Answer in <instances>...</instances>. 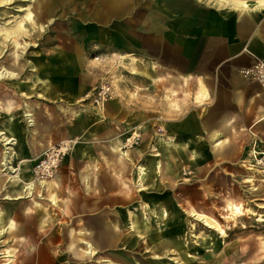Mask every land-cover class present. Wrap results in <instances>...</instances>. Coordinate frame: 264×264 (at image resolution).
I'll use <instances>...</instances> for the list:
<instances>
[{
    "label": "rangeland",
    "instance_id": "obj_1",
    "mask_svg": "<svg viewBox=\"0 0 264 264\" xmlns=\"http://www.w3.org/2000/svg\"><path fill=\"white\" fill-rule=\"evenodd\" d=\"M178 1L190 2V17L184 18L178 13L180 18L174 19L167 11L156 9V4L159 6L162 0H109L106 14L103 0H0V71L3 66L10 68L11 55H16L12 68L16 75L12 78L0 77V128L15 139L16 145L7 147L19 148L23 160H27L18 162L19 157L14 150L10 152L16 153L10 158L11 165L17 168L19 163L29 164L30 174L36 179L32 169L46 150L42 151L45 146L49 148L61 141H75L83 135L90 137L99 117L98 107L85 99L104 81L112 85V99L119 101L122 107L121 115L114 123L118 128L123 126L120 130L122 144L111 146L120 148L119 153L127 152L133 160V165L128 163L123 170L125 180L135 177L134 167L141 165L147 154L154 153L151 146L156 144L157 137H170L168 126L171 123L180 129L175 137L177 142L188 140L192 149L201 150L198 142L204 138L206 131L200 129V122L195 116H189V120L181 123L172 122L171 111L175 109L180 117L183 113L195 115L205 111L206 101L202 108L195 106L199 105L193 100L198 85L190 84L186 93L178 82L172 91L170 79L179 74L174 71L178 66L198 65L203 52L199 44L207 40L211 43L219 41V20L227 23L228 31L234 32L235 13L225 8L215 9L205 0L201 1L208 3ZM216 5H219L217 0ZM23 9L30 10V20L23 17ZM21 20L25 35L4 34L7 28ZM255 34L250 43L258 42L264 52V39ZM235 37L236 41H228L227 55L232 59L227 64L235 67L234 72L242 83L251 86L248 95L244 96L245 104L248 98L264 88L257 80L242 77L244 74L241 71L264 64V56L251 62L243 55L237 57L247 37ZM14 41L18 43L16 47ZM205 52L206 55L212 54L208 50ZM129 54L141 61L143 69L149 72L155 70L157 77L145 80L142 76L132 75L130 68L133 67L127 58ZM38 78L46 79L47 86L38 82ZM140 99L146 100L147 104H140ZM156 100H159L157 107ZM27 107L31 110L34 125H29V119L25 117ZM255 110L250 111V105L244 107L243 114H246L247 120L240 129L235 125L237 133L228 138L230 145L238 146V150L243 148L237 156L227 161L213 157L201 162L192 160L191 166L188 165L189 153H185L183 160L163 159L164 165L176 166L172 175L173 184L169 182V176H152L143 184L144 191L133 189L131 197L136 204L129 202L131 193L125 189L127 185L124 184L123 188L120 179L112 175L113 169L120 168L115 163L113 151L100 154L102 166L97 161H85L94 162L99 174L110 172L112 176L109 177L114 180V197L124 200V210H138L141 208L138 203L146 199L147 204L152 202V198L166 201L163 208L168 214L161 220L157 215L147 221L155 228L161 227L162 241L167 246L159 244L156 254L146 249V236L136 249L129 251L130 258L126 257L128 250L123 248L102 249L92 259L80 263L100 264L109 258L110 262L118 264L120 258H126V261L121 259L122 264H137V258L138 262L140 260L138 264H264V123L249 127L257 118L258 114H253ZM99 131L106 134L107 129L104 130L102 125ZM132 131L139 135V141L127 147L125 140ZM80 140L63 157L51 178L40 180L56 182L60 198L71 199L75 206L83 196L76 181L81 164L75 163L74 154ZM157 147L159 152L169 155L166 148L158 144ZM3 148L0 142V210L3 214L0 264L6 262L7 255L11 256L10 264H43L42 260L46 257L38 254V248L43 244L31 247L32 244L27 243V240L33 242L27 238L28 227L45 237V246L51 249L58 264H77L70 241L76 240L80 231L84 232L79 230L82 226L79 221L85 218L77 215L82 212L74 209L71 214H65L58 210L55 189L37 186L28 196V191H23L21 185L11 181L14 175L3 171ZM251 150L255 151L251 153ZM188 166L190 170H186ZM39 201L50 211L47 221L42 220L40 224L32 219V224L27 225L26 218L29 217L21 210L33 213L40 207ZM9 202L19 203L21 209L13 207V220L9 216L10 210H2L10 208ZM228 204L240 205L242 215L229 216ZM192 211L211 220L217 228L205 227L202 221L197 220L198 216L192 217ZM16 229L21 231L17 233ZM54 235L60 240L58 245L50 240ZM141 236L144 237V234ZM130 237L133 241L135 234ZM75 248L79 250L81 244Z\"/></svg>",
    "mask_w": 264,
    "mask_h": 264
},
{
    "label": "crops",
    "instance_id": "obj_2",
    "mask_svg": "<svg viewBox=\"0 0 264 264\" xmlns=\"http://www.w3.org/2000/svg\"><path fill=\"white\" fill-rule=\"evenodd\" d=\"M199 1L201 3L210 2V4L215 9L225 8L235 13V27L233 30L234 32H232L231 30L228 31L227 23L219 20V41L211 43L209 42V40H207V42L199 44L198 47H200V50L203 52L200 54L201 57L198 65H180L178 66L179 68L174 71L177 72V74H183L184 76H179V74L173 75L170 79L172 91L174 88H176L175 83L178 84V82L180 88L186 93H188L190 89V84L193 85L195 83L196 85H198V90L196 91V94H194L193 100L199 105L195 106H199L202 108L203 102L206 101L205 111L201 113H195V115L194 113H191L192 115L183 113V115L180 117V113L174 111L175 109L171 111L172 122L175 121L181 123L183 121H187V119L189 120V116L196 117V120L200 122V129L203 128L206 131V135L204 136V138H200L198 142V145H200L202 149L198 152L192 149V145H190V142L188 140L177 142L175 140V137L180 133V129L175 123H171L168 126L171 133L170 137L166 139L161 138L162 136L157 137L156 144L154 146H151V151L154 153L147 154L144 157L143 163L138 167L135 166L136 168L134 167L135 170L133 174L135 177H133L131 180H125L122 175L123 170L128 163L133 165V160L130 156H128L127 152L126 154L129 160L122 158L119 154L120 148L114 149L111 146L115 144H122L120 142V140L122 141V139H120V130L123 129V126L121 125V128H118V126L114 125V123H116L117 121L116 119L121 115L120 111L122 107L119 101H114V99H112L111 101H108V103H106L102 108H98L97 111L99 117H97V121L93 125L95 126V128L92 130V132H90V137L83 135L80 138L81 140L77 138L74 139L75 141L80 140L74 154L76 157L75 163L78 165L81 164V168L78 170L76 178L78 186L83 193V196H81V202L75 206L74 202H72L71 199L60 198L57 183H52L54 184L55 190H57L58 193L56 197V202L58 203L57 209L61 210V212L65 214H71L74 209L82 212V214H77L79 215L78 217L85 218L84 220L80 219L79 223H82V226L79 230L90 231L94 233L95 240L96 238L98 239L96 240V243L98 245V252L102 249L114 250L123 248L125 250H128L126 252H128L129 255H125L126 257L130 258L129 251H133L134 249H136L137 244L143 238L146 239L147 233L154 234L153 236H155V234L157 233L160 237L162 235V233L160 232L161 227L155 228L156 226L149 225L147 220L152 217L156 218L157 215H159V220H161L165 215L168 214L167 210L163 208L166 205V201L156 200L154 198L150 199L152 202H150L149 204H147V199L144 201H140L138 204L141 205V208H137L138 210H124V200L114 197V180L111 179L109 175H113L115 178L120 179V184L123 188H125L124 184L127 185L125 189L127 190V192L131 193L129 196V202L131 203L134 201L131 197V195L133 194V189L136 190L137 188V192L144 191L143 184L147 182L152 176H169V182L173 184L174 176L172 175L174 172L173 170L176 168V166L168 167L164 165L163 159L169 158L171 161H177L179 159L183 160L186 156L185 153H189L188 165L191 166L190 164H192V160L201 162L207 158L213 157L215 159L218 158L217 160L220 159L221 161H227L229 160V158L237 156L238 152H242L243 148H241V150H238V146L230 145L228 138H230L232 135H235L237 133L235 128H242V125L247 120L248 117L246 116V114H243V109L244 107H246V105H250V111L252 112L256 108L253 114H258L257 118H255V120L249 127L251 128L264 123V106H262L264 105V89H261L258 93H255L254 97L248 98L247 102L244 104V96L248 95V92H250L251 90V86L242 83L240 77H238L237 73L234 72L235 67L233 65L227 64L232 59L229 55H227L228 41H236L237 37L235 36H243L242 38L247 37V43L245 41L246 44H243L244 46L242 48V51L237 55V57L243 55V57L251 62L255 59H259L261 56H264L261 44H259L258 42L250 43L251 37L256 35L255 33H258L257 35L261 36V38L264 39V0H235L238 2H247L249 3V5L247 7H235L234 9H231L226 4L227 0H219V5L216 6H214L215 0H211L208 2H203L201 0ZM103 3L105 4L104 13L106 14L107 10L109 9V0H103ZM189 3L190 2L187 1L179 2L178 0H162V2L159 3V6L158 4H156L155 8L167 11L166 13H170V15L174 19L180 18L178 13H180L181 17L188 18L191 16V12L188 7ZM191 5H194V3H192ZM260 19H262V21ZM205 50H208V52H211L212 54L206 55L205 53L207 52H205ZM222 54L224 55V57L220 58L221 56H223ZM127 58H129L130 65L133 67L130 68V70H132V75L142 76L143 78H145V80H154L157 77L158 73L155 70L149 72L143 69L141 66V61L135 58L133 54H129ZM218 58H220V61L215 65L214 63ZM158 101L159 100L155 101V107H157V104H159ZM139 102L140 104H147L146 100L144 101V99H140ZM102 125L104 126V130L107 129L106 134L104 132V134H101V132L99 131V128L100 126L102 127ZM38 126L39 125H37V127ZM112 126H114V130L116 132L112 129ZM246 129L249 130V128ZM157 144L160 145L161 148H166L169 152V155H166L162 151L159 152V147H157ZM144 146L146 147V145ZM47 148L48 147L45 146L42 151ZM15 149V152L17 151L19 155H22L19 148L16 147ZM209 150L210 152H208ZM109 151H113L116 157L115 163L120 166L119 169H113L114 171H112V175L110 174V172L108 174V171H106L107 174H99V169L94 162H85L90 159L91 161H97V163H100V165L102 166V158L100 154L104 155ZM253 151L255 150H251V153ZM30 153L28 156L29 158L31 155ZM23 159L24 158L22 156L19 157L18 162H21ZM154 159H157L159 161L157 167H153V165H151ZM108 164L109 162H107V165ZM141 166H151L149 172L146 175V178L144 179H139L136 175L137 169ZM189 166L186 168V170L191 169ZM133 203L136 204V202ZM9 206L10 208L1 209L4 211L10 210L9 216L13 220V207H16L19 210L21 209L19 203L17 202H9ZM50 207L51 206L49 205V208ZM40 208H42V210H40ZM29 212L24 213L21 210V213L25 215L27 214L29 217L26 218L27 225L32 224V219L35 220V223L37 222L41 224L42 220V222H46V216H49L48 213L50 211L48 208L46 209V207H43V205L41 204L40 207H37V211L33 213ZM9 225L11 226L12 224ZM121 229L126 230L121 231ZM20 231L17 230V233ZM23 231L25 230H22V232ZM74 231L77 232V230ZM26 232L29 235L27 236V238L33 241L31 242L30 240H27V243L32 244L31 247H36V244H41L42 242L43 246H39L40 248H38V254L46 257L44 260H42L43 264L59 263V261L55 259V256L51 253V249L49 250V248L45 246L46 242L44 236L38 235L36 231L34 232V230L29 229V227ZM130 234H135V239L133 241L130 237ZM141 234H144V237H142ZM147 239L146 249L153 251ZM162 239L163 236L159 241L160 243H156V249L154 251L156 254L157 246L159 244L162 246L165 245V243L162 242ZM50 240L54 245H58L60 242V240L56 238L55 235L53 236V239ZM26 246L29 247V245ZM140 251L141 250H139V252ZM121 259L125 260L126 258H120V262H118V264H122ZM136 259L135 261L138 264L140 260L138 262V260ZM75 261L77 262V264H81V260L79 261V259H75ZM127 263L132 264L130 262ZM100 264L107 263L102 261Z\"/></svg>",
    "mask_w": 264,
    "mask_h": 264
},
{
    "label": "bare ground",
    "instance_id": "obj_3",
    "mask_svg": "<svg viewBox=\"0 0 264 264\" xmlns=\"http://www.w3.org/2000/svg\"><path fill=\"white\" fill-rule=\"evenodd\" d=\"M35 0H33L34 2ZM209 1V0H206ZM219 1V0H217ZM226 4L231 8L234 9L235 7H247L249 5V3L247 2H238V1H233V0H227ZM25 11L24 14V18L27 20L31 19V12L29 9H23ZM5 35L7 34H13L16 36H21V35H25L26 32L23 29L22 26V20L15 23L11 28H7L6 31L4 32ZM13 44L15 45V47L17 46V42L14 41ZM10 65L9 67L11 68H6L5 66H3V69H1L0 71V77L2 76H6V77H14L16 74L14 71H12V68L14 67L15 63H16V55H11V59L9 60ZM2 65V64H1ZM7 65V64H6ZM259 65L257 64L255 65V67H257V69H259ZM254 67L251 68H245L243 71H241V74H248L250 72H253ZM262 77H264V72H261ZM245 77V75L243 76ZM38 82H40L42 85L47 86L48 81L46 79H40L38 78L37 80ZM262 82L260 83L261 87L264 88V80H261ZM30 109L27 107L26 108V113H25V117H27L29 119V125H34V119H32V114L30 113ZM137 135L136 132H131L130 133V137L127 140H130L132 138H134V136ZM14 137L12 136V134H7L5 131H3L0 128V142L2 143V145L4 146V155H3V159H2V163L1 166L4 168L3 171L7 174V175H11L13 174L14 176H11V181H13L15 184L21 185V189L24 191H28V196L32 195V191L37 187V186H41L42 189L43 188H47L48 190H53L55 189L54 184L52 183H46L44 181H40L37 180L35 178H33L30 174V165L29 164H19L17 168H14V166L11 165L10 163V158H12V156H16V153H10L11 151L16 150L15 148L12 147H7V146H13L16 145V143L14 142ZM122 148V147H121ZM17 152V151H16ZM120 156L126 160H129L127 158V154L126 152H120L119 153ZM18 157H21V154L19 155L17 153ZM158 156V155H157ZM23 162H27V160H22L21 163ZM159 164V161L157 159H154L152 161L153 167H157ZM147 170H149V166H141L137 169V177L139 179H144V177L146 176ZM138 181V180H137ZM140 185V184H139ZM228 211H229V216L231 215H242V210L243 208L240 205H235V204H228L227 205ZM2 212L0 210V223L2 221ZM198 216L199 221H202L205 227L208 228H217L216 225H214V223L211 220H208V218L204 217V216H200L199 214H197L196 212L192 211V217H196ZM148 227V226H147ZM219 232L222 236H224V232L219 229ZM154 234L151 233H147V237H148V241L149 244L151 245V249L153 250V252L156 249V243H160L159 241L161 240V237L159 236V234H155V236H153ZM122 238V237H121ZM96 240H98L96 238ZM95 240V235L94 233L90 232V231H80L79 232V236H77L76 240H71L70 241V247L74 248L73 254L77 257V259H81V261L86 260V259H92L98 252V245L96 243ZM98 242V241H97ZM163 242V241H162ZM78 244H81V247L79 250H76V246ZM7 260H5L6 262L3 264H10L11 263V259H10V255H7ZM80 261V260H79ZM105 263L107 264H113L112 262H110L108 259L104 260Z\"/></svg>",
    "mask_w": 264,
    "mask_h": 264
},
{
    "label": "built area",
    "instance_id": "obj_4",
    "mask_svg": "<svg viewBox=\"0 0 264 264\" xmlns=\"http://www.w3.org/2000/svg\"><path fill=\"white\" fill-rule=\"evenodd\" d=\"M254 71L248 74H244L245 77H248L251 80H257L261 83V80H264L261 72H264V64L260 63L259 69L254 66ZM113 96V87L108 81L100 83L93 91L86 95V99L90 101L93 105L98 108H102L105 103L112 99ZM139 141V135H135L134 138L130 140H125V146H133ZM76 141H61L49 148H47L42 155L37 159L32 171L34 177L39 180L51 178L52 173L55 171L61 160L69 152L72 151L75 146Z\"/></svg>",
    "mask_w": 264,
    "mask_h": 264
}]
</instances>
